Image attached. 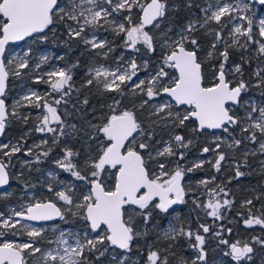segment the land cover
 Returning <instances> with one entry per match:
<instances>
[{"label": "snow or ice", "instance_id": "6c2138e0", "mask_svg": "<svg viewBox=\"0 0 264 264\" xmlns=\"http://www.w3.org/2000/svg\"><path fill=\"white\" fill-rule=\"evenodd\" d=\"M204 2L206 7L197 5L202 13L200 17L193 14V19L173 35H169L172 32L169 26L166 31L160 33V39L157 41L154 35L145 29L149 25L153 29H160L167 8L164 0H148L146 3L141 0H67V4H62L61 0H0V58L4 56L5 47L9 42L24 41L26 38L47 39V32L54 33L57 23L64 24L70 40L80 38L85 45H91L93 49L104 48L105 42L97 41L94 36L89 39L84 35L86 28H101L104 24L114 25L113 31L117 35L123 34V46L127 49L140 51L137 45H143L148 52H155L157 43L163 49L158 70L147 80L133 82L138 70L135 60L123 71L120 68L111 70L104 67L90 70L91 78L87 80V85H92L95 81L103 91L116 93L120 98H112V103L107 105V113H102L98 123L89 122L92 129L89 139L94 141L96 146L95 154L89 153L85 160V168L90 169V172L82 174V171L77 169L71 159L75 154L70 150L65 151L62 160L56 161L60 168L70 172L76 180L84 181L90 186L86 188L82 198H74L71 188L55 190L49 185L47 190L53 194L54 199H36L34 202L22 203L20 210L11 209L12 214L7 218L0 213V236L8 233L16 235L12 230L19 226V230L25 232L28 237H39L44 231L42 228L32 227L28 223L22 224L21 221L40 222L57 218L66 221V212L83 220L85 231H60L55 240L57 247L44 251L35 247L32 242L0 243V264H26L24 253L29 249V255L40 253L39 259L43 260L44 264L49 261L52 264H93L91 257L99 260L113 247L123 250L124 253L131 252L133 241L147 234V225L155 211L168 214L170 210L176 211L173 206L187 203L185 197L192 189H186L185 175L195 168H201L205 162L199 161L191 168H185L180 162L185 159L186 153L181 149H187L192 140H186L185 136L180 134H173L170 140L164 141L163 147L157 148L155 143L159 141L154 143L156 128L184 129L193 122L194 134L206 135L211 130H220L233 136L230 129L239 126L241 133H247L244 139L252 144L259 142L258 151L264 155V105L258 107L254 101L242 102V92L248 91L252 85L243 79L234 84L227 78L228 73L225 71V64L229 59L227 48L239 45L247 50V44L254 42L252 20L246 15L236 14L244 13L249 5L242 3V0H236V3L230 0ZM259 3L264 4V0H259ZM187 7H192V0H187ZM134 8L140 10L138 23L133 21ZM120 13H126L123 20L127 25L115 20L114 14ZM109 17L113 19L109 20ZM225 17L229 19L225 20ZM238 20L246 21L247 26L236 23ZM212 24L218 27L213 28L210 26ZM226 28L227 38L223 35ZM201 31L213 37L207 59L215 58L219 44L226 45L225 50L219 52L222 60L218 71L213 70L210 76L203 70L205 59L199 54L201 44L196 33ZM258 35L264 40V19L259 21ZM238 37H246V42L241 44ZM255 43L259 44V54L264 55V42ZM43 59L47 60V57ZM12 63V60L8 61L9 65ZM28 63V60L20 58L14 74L19 76L20 70L27 68ZM69 72L70 69H54L46 73L49 79L45 83L50 85L53 92L60 94V98L53 101L55 105L67 103L63 97L69 94L65 90L66 86L71 87L69 82L72 76ZM230 72L243 75L239 64L234 65ZM261 73H264V68H258L254 73L259 78L254 85L257 88L264 86V75ZM8 78L7 65L0 59V134L4 132L9 115L18 117L15 108L24 106L21 101H17L13 105V111L8 112L3 98ZM41 79L42 77L37 78L36 82L39 83ZM126 94L138 96L140 99L134 100L131 107L122 106ZM41 100L42 97L35 92L22 97V101H27L28 106L34 104L35 107L46 110L47 114L42 117L37 131L47 130L49 133L65 135V121L61 119L57 108L48 103L46 98L43 103ZM83 103L87 105V98ZM233 106L245 108L244 117L235 115ZM138 112H143L146 120H141ZM257 112L258 115L254 117L253 113ZM52 124L60 127H51ZM68 127L75 130V125ZM213 136L214 147H204L202 152L213 151L217 154L218 158L212 166L216 171H220L225 155L219 149L224 141L214 132ZM53 142H58L55 137ZM241 143V139L233 136L228 147L238 148ZM8 147L7 144L0 145V148ZM20 151V147L12 146L4 155L11 157ZM32 154V149L25 152L28 156ZM256 154V150L243 153L245 158ZM41 155L47 156L48 152ZM36 162L39 163L38 157ZM246 165L245 159L244 165H239L236 169V178L245 175L239 168ZM8 167V163L0 160V187L9 183ZM108 178L111 179L110 183L107 182ZM209 183V180L204 179L198 182L197 187L203 186L210 198L205 203H200L198 196L194 194L192 202L196 208L205 211L207 216L220 220L223 218L221 209L230 207L232 201L215 199L217 190H209ZM219 192L225 197L228 196V192L223 188H219ZM58 201L68 207L58 206ZM245 204L251 205L252 201L247 200ZM134 217L142 218L145 231L137 230ZM262 217L264 213L262 216H254L249 209V216L244 223L247 227L259 225L264 228ZM199 229H202L203 233L210 231L209 225L205 223H200ZM228 231L231 232V229ZM215 235L221 236V232H216ZM69 236L72 242L67 238ZM163 237L171 241L180 237L187 239L190 242L189 247L197 252L192 264L206 260L205 236L200 231L194 232L190 227L185 229L182 226H169L163 232ZM192 241L194 243H191ZM219 243L228 246L224 255L230 256L236 264L251 260L253 247L249 243H229L226 239H220ZM253 243L264 245V240L254 238ZM127 260L131 258L124 255L119 264H124ZM133 264L136 262L133 261ZM147 264H168V259L162 258L158 251L149 250ZM179 264L186 262L181 258Z\"/></svg>", "mask_w": 264, "mask_h": 264}, {"label": "rangeland", "instance_id": "374dc122", "mask_svg": "<svg viewBox=\"0 0 264 264\" xmlns=\"http://www.w3.org/2000/svg\"><path fill=\"white\" fill-rule=\"evenodd\" d=\"M147 1L148 0H141L142 3H146ZM168 1L171 0H164L165 3ZM230 2L236 3V0H230ZM61 3L67 4V0H62ZM179 3L182 6L181 9L179 10L177 9L178 14L176 18L179 19L178 25L172 27L164 16L162 18L163 23L161 24L160 29L159 30L151 29L149 31L150 34H154V38L157 41H159L160 39V33L166 31L169 26H171L172 28V32L169 33V35H173L178 30L183 28L189 22L190 19H193V14H195L196 17H200L202 13L200 12V7H197V5H200L201 7H206L204 0H192L191 8L187 7V0H180ZM242 3H247L249 5L248 10H246L244 13H236V14L246 15L252 20V25H253L252 34L254 36V42L247 44V50L241 48L239 45L227 48V51L229 53V59L225 64V71L228 73L227 78L229 80H232L234 84L238 82L240 79H243L246 83L252 85L249 87L248 91L243 92L241 101L242 102L254 101L255 104L259 107L264 105V94H262L264 93V86L260 88L254 86L257 80L259 79L254 75V73L257 71L258 68H264V55L259 54L258 52L259 44L255 43V41L264 42V40H262V38L258 35L259 21L261 19H264V4L257 5L256 3H250L249 0H242ZM166 5L168 8V7H173L174 4L171 5L170 3L169 4L166 3ZM85 7H87V5H85ZM112 19L113 17L109 18V20ZM224 19L227 20L229 18L225 17ZM120 20L121 18L117 20V23H120ZM236 23L242 24L245 27L247 26L246 21L238 20L236 21ZM210 26L213 28L218 27L215 24H212ZM231 27L232 25L230 24L229 28ZM112 28H114V25ZM196 35L201 44L200 56L205 59L204 63L207 64L208 66L207 73L210 76L213 70L218 71L219 64L222 60V57H219V52L225 50L226 45L224 43L219 44L214 54L215 58L207 59V52L211 49V43L213 41V37L205 35L203 31L196 33ZM223 35L225 36V38H227L228 36L227 28L224 30ZM93 36L97 41H104L105 47L103 48L104 51L102 53L91 54V58L92 59L100 58L101 60H104L105 58L107 57L109 58L112 56L111 58H113V61L112 63L101 62L97 65H91L87 73L89 76L88 79L91 78V76L89 75L90 70L94 71V69L97 67H104L111 70L120 68V70L123 71L125 68L128 67V65L131 63L132 60H135L136 64L138 65L137 75L133 77V82H136L138 80H147L148 78H150V76L154 75L155 72L158 70L159 64L162 60L161 52L163 51V49L159 46V43H157L155 52H148L143 45H137L140 51H133L123 46L124 41L122 38V40L119 41L122 44V50L119 51L118 55L114 54L113 56L112 54L114 52L113 49L114 37L111 36L110 38L107 39L97 37V32L95 29L90 30L87 35L89 39L93 38ZM238 39L240 40L241 44H244L247 38L238 37ZM80 41H82V43L84 44L82 39H80ZM40 42H42V39L29 38L20 44L11 45L7 48L5 55L3 57V60L7 65L9 71V76H11V78H13V81H15L12 85L10 86L7 85L5 97H3L5 99L8 112L11 113L13 111V105L17 101H21L24 106H17L15 108V111L19 115L14 119L20 120V123L21 120L23 119L22 121L23 123L25 120L24 118L27 117L29 114H32L31 116L33 118L32 123L34 124L35 127L40 124L42 117L46 115L45 111L42 107L39 108L35 107L34 104L28 106V102L22 101V97L24 95L30 94L31 92H35L39 96L48 94L51 87L49 84L45 83V81L49 79L46 73L54 69H62L61 64L58 62L59 56L57 54H54V51L49 47L39 45ZM228 43L231 44L230 39H228ZM86 46L87 49L88 48L92 49L91 45H86ZM25 53L28 54L25 55ZM43 57H47V60H44ZM20 58L28 60L29 63H28V67L25 69H21L20 70L21 74L19 76H16L14 73L17 70L16 65L19 62ZM9 60L13 61V63L10 65L8 64ZM237 64L241 66L243 73L242 76L239 73L232 74L230 72V70L233 69L234 65ZM261 75H264V73H261ZM39 77H42V79L39 82L42 85V87L41 89H36L31 84V82H36L37 78ZM93 84L97 86L95 81L93 82ZM139 99L140 97L138 96L132 97L130 95L131 103L128 107L132 106L134 100L138 101ZM22 107L27 108L25 110L24 116H22V112H21ZM34 109L36 113L33 112ZM42 113H44V115H42ZM233 113L238 117H244L245 108L236 106L233 108ZM137 114L139 115L141 120H146V116L143 112H138ZM257 115L258 112L253 113L254 117ZM192 128L193 127L191 126L184 128L187 130L185 134V138L186 140H192V143L190 145L193 146V149L190 150L188 152V155L185 157V162L188 164V168H191L193 164L196 162L199 161H205V162L203 163V166L201 168H195L193 171L188 172L187 175H185L184 183L186 189L189 187L192 189V191H190L188 195H186V197L193 198L195 194L196 196H198V199L203 200L200 202L205 203L210 197L207 195V191L203 186L197 187L198 182L204 179L209 180L210 183L208 184V189L211 190V189H215L218 185H220L222 182L220 177L221 178L224 177L223 181L226 182L232 181L235 182V184L234 187L232 186L233 189L230 191L229 190L227 191L224 188V190L228 192L230 198H223V199H228L232 201V204L235 206L236 209L243 210L248 206L245 204V201L251 200L253 204L252 199L254 198L255 200L258 201L260 205V208H257L258 213H256L254 216H262V213L264 211V163H262L264 162V155L260 154L258 151L259 142H257L256 144H252L248 140L244 139V136H246L247 133H241L239 126H236L230 129V131L233 133V136L236 139H241L242 143L238 148L236 147L229 148L228 144L232 143L233 136H229L228 133H223L222 131L214 132L215 135L220 136L221 139L224 141V143L221 144L219 151L225 155V160L221 162L220 171H216V169L212 165L214 164L215 160L218 158L217 154L213 151H209L208 153L202 152V149L204 147H210V148L214 147L213 141L215 137L213 136V132H208V134L206 135L194 134L192 132ZM157 132H158V136L154 140V143L156 141H159V143H155V147L161 148L163 147L164 141L170 140L173 134L171 131L169 132L168 129H165L163 127L157 128ZM37 133L39 135L35 139H33L32 142L30 143V145H32L33 147H39L41 144L45 142L47 135H53V133H49L47 132V130H45L44 132L37 131ZM4 134H5V129L0 137V145H5V144L9 145L8 147L9 150L11 149L12 146L18 145L17 141L14 139H5L3 136ZM257 135L259 136V133H257ZM5 149L8 150L7 148H0V160H2V155H3L1 151ZM252 150H256L257 154L255 156L248 155L245 158L243 153L245 151L251 152ZM27 151L28 149H26L25 152ZM64 156H65L64 152H57L56 157L53 158V162H55L57 169L50 168L46 170L44 173L38 175L37 177L38 188L42 192H47L49 185H51L55 190H67L68 188H71L74 198H82V194L85 193L86 188L90 186L86 185L84 181L76 180L75 177H73L70 172L64 171L62 168H60L57 165L56 161L62 160ZM245 159L247 160L246 166L249 168L248 172L249 174L253 175V177L249 178L247 187L240 188L239 187L240 178L234 177L236 172L235 166L244 165ZM30 160L31 157L26 155L25 158L23 157L21 163L25 164L30 162ZM208 161H211V163H209ZM59 170L63 171L62 175H59L58 172ZM234 178L236 181H234ZM107 182L109 183L111 182L109 178ZM12 191H13V187L10 186V181H9V186L6 189L0 191V198L5 197L6 195L10 194ZM22 194H24L25 197L20 198L19 200H17L16 203L8 204L0 200V205H3V208L2 209L0 208V213H2L7 218L12 214L11 209L15 208L16 210H20V205L22 203L34 202L36 199H47V198L54 199L53 194L49 192L48 195H44V197H41L40 194L35 195L33 191L22 192L20 195ZM244 195H249L251 198L248 196L244 197ZM57 203L59 206H63L65 208L68 207L66 205H63V202L58 201ZM181 205L182 204L173 206L176 209V211L170 210V212L168 213L169 216L164 223H159L158 220H156L151 225H147V234L141 238H138L140 241L138 239L133 241V247L131 252L124 253L123 250L110 248L103 257H100L99 260H96L94 256L91 257V259L93 260V264H119L120 260L123 258L124 255H127L131 258V260L125 261L124 264H133V261H135L136 264H147V255L149 250L158 251L162 258L167 257L168 264H179L181 258H183L186 264H192V261L195 259L197 252L193 248L189 247L190 242L187 239L180 237L176 241H171L164 239L163 237V232L166 231L169 228V226L183 227L182 220L184 219V217L180 216V214L178 213V210ZM222 210L224 212H227L226 208H222ZM65 217H66V221H61L58 219L52 223H42V224H35L27 221H21L22 224L28 223L31 224L32 227L42 228L44 231L42 232L41 236L36 238H31L28 237L25 232L20 231L18 226L17 229L12 230V232L16 233V235H12L11 233H8L6 235L0 236V243L32 242L35 247H40L42 251L55 248L57 247V245L55 244V240L58 238L60 231H66L69 233H75V232L82 233L83 231H85L84 221L73 216L67 217L65 215ZM244 221L245 219L242 221L241 226L235 229L233 233L235 237V241L232 243L239 241L241 244L249 243L250 245L251 244L258 245L259 247L256 246L257 248L253 249V252L250 254L251 260H248L246 262L241 261V264H264V245L253 243L254 238H259L260 240H264L263 238L264 228H261L259 225H255L253 227H247ZM69 222L75 223L74 226H70V225L64 226L62 224ZM234 224L236 225V223ZM212 230L213 231L211 233L209 234L206 233L208 234V236H206V234L204 233L205 234L204 249L206 252V260L204 262H197V264H236V262L233 261L230 256L224 255V253L228 251L227 245L218 242L215 245L214 244L215 241L214 242L208 241V239H210L209 237L215 235V233L217 232L215 231V229ZM138 231H142V232L145 231V225L144 224L139 225ZM67 238L69 239L70 242H72L71 236ZM49 241H53V243H49ZM191 243H194V241H192ZM170 245L171 247H169ZM185 249H187V252L185 251ZM30 252L31 249L27 250L24 253L26 264H44L43 260L39 259L41 255L40 253H36L35 255H29ZM48 264H52V262L49 261Z\"/></svg>", "mask_w": 264, "mask_h": 264}, {"label": "trees", "instance_id": "16d2710c", "mask_svg": "<svg viewBox=\"0 0 264 264\" xmlns=\"http://www.w3.org/2000/svg\"><path fill=\"white\" fill-rule=\"evenodd\" d=\"M167 4L173 3V7L166 8L165 17L168 18L169 23L172 27L178 25L179 19L176 18L178 12L177 9H181V4L179 0H171L166 2ZM171 14V15H170ZM170 15V16H169ZM172 16V17H171ZM56 28V25H55ZM57 30V29H56ZM57 31L54 33L51 31L47 32V39H42L39 45H50L54 50L57 48ZM56 52V51H55ZM75 74V73H74ZM73 74V75H74ZM82 71L80 73L82 78ZM7 85H11V80L8 78ZM32 85L41 89L42 85L37 82H32ZM72 86V85H71ZM66 91L69 92L68 95L64 96V101L67 103H61L60 105L53 104L54 99H59L60 94L55 93L53 96L48 97V102L53 104L54 107L57 108L58 114L61 116V119L65 121V135L60 136L58 133H53V135H47L45 141L47 143L41 144L39 147H33L30 145L33 139H35L39 134L37 133V126L35 127L32 123L33 118L32 114L27 116V119L24 120H16L14 116H9L8 121L5 127V134L3 135L5 139H14L18 143V147L21 148V151L15 153L11 157L5 156L4 153L8 150H2V160L9 164L8 172L10 177V186L13 187V191L6 195L3 198H0L4 203L12 204L16 203L20 198H24L25 195L22 192L33 191L35 195L40 194L41 197L44 195H48L47 192H42L38 188L37 177L39 174L44 173L46 170L53 168L57 169L55 162H53V158L56 157L57 152H64L66 150L72 151L75 155L71 158L72 162L77 165V169L82 171L83 173L90 172V169L85 168V160L89 153L95 154L96 146L95 142L89 139V134L92 129L89 126V122L92 124L98 123L99 118L102 113H107L108 108L107 105L112 103V98L115 97L119 99L120 97L116 93L105 92L99 88H92L89 85H80V87H70L66 88ZM87 98L88 103L85 105L83 103L84 99ZM47 99V98H46ZM44 99L41 100V103ZM130 95L126 94L122 100V106L130 105ZM26 107H22L21 112L22 116L25 115ZM35 109L33 110V112ZM32 112V113H33ZM67 113V115H66ZM139 116V115H138ZM141 119V118H140ZM68 125H75V130H72L68 127ZM55 128H59V125H54ZM168 131L172 132V134H180L185 136L186 129H168ZM158 136L157 128L156 135L154 140ZM54 137L58 142L54 143ZM26 149H32V155L30 162L22 164L21 161L23 157L25 158ZM193 149V146H189L187 149H181L186 153L185 157L188 155V152ZM195 149V148H194ZM43 152H48L47 156L41 155ZM37 157L39 158V163L36 162ZM174 159V158H173ZM185 168H188V164L185 162V159L180 162ZM239 165L235 166L237 169ZM239 170L245 175L239 177V187L244 188L247 187V183L249 182V178H252L253 175L249 174V168L247 166H241ZM59 175L63 174L62 170H59ZM111 181V179L109 178ZM217 186L215 189L217 190V195L214 197L215 199L223 200L222 197H225L223 193L219 192ZM225 190H231L230 186ZM250 197L249 195H244V197ZM225 198H230L229 194ZM251 198V197H250ZM185 200L187 203L182 204L178 210L180 216L184 217L182 220V225L185 229L191 228L192 231H200L202 235H205L202 229H199L200 223H205L209 225L211 233L215 229L217 232H221V236H210L208 241H215L214 244L220 241V239H226L229 243L235 241L234 231L236 228L241 226V223L244 219L249 215V209H251V214L255 215L258 213L257 208H260V205L257 200L254 198L253 204L248 205L245 209H236L235 206L231 203L230 207H227V212H224L221 209L223 218L220 220H214L213 218L206 215L205 211L198 209L193 204V198L186 197ZM203 201L199 199V202ZM203 203V202H200ZM0 208H3V205H0ZM236 209V210H235ZM262 209V208H261ZM264 213V211H263ZM67 217H71L70 213L65 214ZM239 215V216H238ZM168 214L160 213L158 210L153 213L152 218L149 221L148 225H151L156 220L159 223H164ZM264 218V217H262ZM78 220V219H77ZM76 220V221H77ZM135 225L138 230L139 225H143V220L140 217H134ZM83 221V220H82ZM77 223V222H76ZM236 223V225L234 224ZM64 226L70 225L74 226L75 223H62ZM232 229L231 232L228 230ZM206 234V236H208ZM264 238V237H263ZM139 240V239H138ZM140 241V240H139ZM252 245V244H251ZM262 245V244H260ZM258 245H252L253 249H256ZM102 247V246H101ZM259 247V246H258ZM261 248V247H260Z\"/></svg>", "mask_w": 264, "mask_h": 264}, {"label": "flooded vegetation", "instance_id": "af4514ba", "mask_svg": "<svg viewBox=\"0 0 264 264\" xmlns=\"http://www.w3.org/2000/svg\"><path fill=\"white\" fill-rule=\"evenodd\" d=\"M170 4L172 5L173 3H170ZM105 6H107V5H105ZM139 12H140V10L138 8L133 9L132 16H133L134 22H137V23L139 22V16H138ZM124 15H125V13H120L119 15L114 14V18L116 21L121 18L120 22H124L127 25V22L123 20ZM165 18L169 23L168 18L167 17H165ZM69 23H72V22L69 21ZM112 27H113L112 24H104V27L96 28L95 30L97 32V37L105 38V39L110 38L111 36L114 37L113 38L114 52L112 54L114 56V54L118 55L119 51L122 50V44L119 41L122 40L123 34L117 35L113 31ZM56 29H57L56 30L57 31L56 36H57V40H58L56 50H54L52 48V46H50V45H46V46L49 47L50 49H52L54 51V54H57L59 56L58 62L61 64L62 70H69L70 69L69 74L72 76V80L69 83H70V86L72 85L71 87H73V86L74 87H80V85H83V86L87 85V79L89 78L87 73H88V70L90 69L91 65H97L101 62H104V63L105 62H111L112 63V61H113V58H111L112 56L109 58L107 57L104 60H101L100 58L99 59H92L91 54L102 53L104 51L103 48H95V49L88 48V49H90V50H88L87 46L84 45L82 43V41H80V38H77L75 40H70L67 36V29L65 28L63 23H57ZM92 29L93 28H90V27L86 28L84 35L87 36L89 31ZM151 29H153L152 26L146 27L145 30L150 31ZM155 30H159V29H155ZM41 35H43V34H41ZM157 54H159V53H157ZM60 57H63V59H60ZM74 65H75V67H73ZM207 69H208V66H207V64L204 63L203 70L206 73H207ZM81 71L83 73L82 78L80 75ZM9 78L11 80V85H12L15 81H13V78H11V76H9ZM31 84H32V82H31ZM6 85H7V82H6ZM89 86H91L92 88H99V87L95 86L94 84L89 85ZM67 87L68 86H66V88ZM35 88L38 89L37 87H35ZM99 89H101V88H99ZM54 94H55V92H53L52 89H50L48 94L43 95L41 97H42V99L47 98V100H48V97H51ZM42 103H43V101H42ZM234 107H236V106H233V108ZM42 111H43V109H42ZM44 111H45V114H47L45 109H44ZM34 113H36V111H34ZM42 115H44V113H42ZM54 125L55 124H52L51 127H54ZM189 126L195 127V124L193 122H190ZM209 132H211V131H209ZM217 132H219V131H217ZM188 134H189V132H188ZM196 134H199V133H196ZM187 173H186V175H187ZM234 177H235V175H234ZM220 179L222 180V182L220 185H218L219 186L218 189L219 188H223V189L225 188L226 189L229 186H230L231 190L233 189L235 182L223 181L224 177H222V178L220 177ZM9 180H10V177H9ZM234 181H236L235 178H234ZM223 198H225V197H222V199ZM185 251L187 252V249H185Z\"/></svg>", "mask_w": 264, "mask_h": 264}, {"label": "water", "instance_id": "95a60500", "mask_svg": "<svg viewBox=\"0 0 264 264\" xmlns=\"http://www.w3.org/2000/svg\"><path fill=\"white\" fill-rule=\"evenodd\" d=\"M249 2L250 3H256L257 5H260L261 3H259V0H249ZM151 25H149L148 27H150ZM27 39H29V38H26V40ZM25 41V40H24ZM23 41H17V42H9V44H7L6 45V47H5V52H6V50H7V48L9 47V46H11V45H16V44H20V43H22ZM4 55H5V53H4ZM4 57V56H3ZM3 57L2 58H0V59H3ZM242 94H243V92H242ZM242 94H241V97H242ZM217 132V131H220V130H211V132ZM0 137H1V134H0ZM10 181V180H9ZM9 186V183H8V185H5V186H3V187H0V191H2V190H4V189H6L7 187ZM56 220H58V218L57 219H55V220H52V221H40V222H30V223H35V224H42V223H52V222H54V221H56ZM27 222H29V221H27ZM114 248V247H113ZM115 249H117V250H121V249H118V248H115Z\"/></svg>", "mask_w": 264, "mask_h": 264}]
</instances>
